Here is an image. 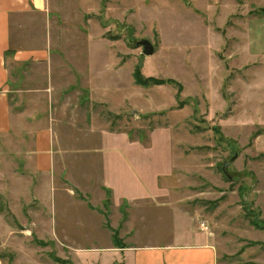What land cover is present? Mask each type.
<instances>
[{
  "label": "rangeland",
  "instance_id": "rangeland-1",
  "mask_svg": "<svg viewBox=\"0 0 264 264\" xmlns=\"http://www.w3.org/2000/svg\"><path fill=\"white\" fill-rule=\"evenodd\" d=\"M67 1L80 28L76 33L73 22L67 33L66 24H56L63 33L55 29L51 46L85 47L86 36L93 37L95 81L112 97L91 103L86 87L73 90L86 54L72 60L62 51L54 58L65 63L64 71L42 65V72H13L16 88L25 80L38 88L42 78V103H28L31 125L42 113V131L52 128L56 107L70 119L64 123L74 122L72 131L64 129L68 140L65 126L57 130L75 145L92 139L86 134L91 111L102 112L95 123L105 132L96 138L105 134L111 143H137L143 148L137 153L151 155L146 171L160 199L189 210L198 230L215 240L219 264H264V0ZM144 39L153 43L154 54L144 53ZM51 81L62 85L51 87ZM54 94L67 98L54 102ZM19 134L0 138L10 153L0 154V264H115L106 256L110 244L118 248L131 232L127 209L114 210L106 194L96 218L103 226L88 225L92 215L77 204L91 211L96 199L79 191L70 173L50 176L47 189L42 175L40 184L34 165H23L34 134ZM50 137L42 134V141ZM61 152L70 162L73 152Z\"/></svg>",
  "mask_w": 264,
  "mask_h": 264
},
{
  "label": "crops",
  "instance_id": "crops-1",
  "mask_svg": "<svg viewBox=\"0 0 264 264\" xmlns=\"http://www.w3.org/2000/svg\"><path fill=\"white\" fill-rule=\"evenodd\" d=\"M68 2L67 0H0V138H9L12 134L19 133L23 137H29L33 133L35 142L29 141L27 148L23 150L25 153L20 152L26 160L23 165L29 170L31 167L33 169L34 165L35 173L41 176L40 184H42V175L48 179L45 188L51 182L50 176L54 178L56 173L62 176L70 173V179L77 185V189L87 191V196L91 194V198L96 199L95 204H91L96 209L91 211L88 207L77 204L92 215L87 221L88 225L103 226L96 218L102 216L97 209L104 205L106 194L112 198L113 209L115 207L127 209V213H124L129 214L126 226L130 227L128 230L131 232L124 242L117 246L118 248L110 244L109 248L112 249L109 250H112V253L106 256L108 263L219 264L215 240L198 230L197 222L190 215L189 210L175 205L173 200L160 199L158 185L153 186L151 176L146 171V167L152 163L151 155L147 152L137 153V148H142L137 143H111L105 141V134L101 138H96L95 135L105 132L104 129H98L95 123L96 111H91L93 125L89 126V132L86 133L93 135L92 139L89 140L86 136L75 145L66 144L65 136L57 130L58 127L65 126L62 131L67 134L68 140L69 134L64 129L72 131L74 122L64 123L63 120L70 119L59 116L56 107L51 117L52 128L42 131V113L34 116V120H38L37 125H31L29 118L32 113H28L31 108L28 103L40 101L42 78L37 82L38 88H34L28 80H25L26 84L16 88L14 85L16 75L13 72L16 70L35 72L36 68L42 72V65L49 68V71H64L65 63L57 62L58 57L54 58V55L61 56L62 51H69L67 55H71L72 60L74 54L80 56L86 54L83 63L78 62L80 67L77 73L80 75V82L78 80V86H73V90L87 88L90 95L85 99L91 103L110 102L112 97L109 88L105 90L103 85L95 81L96 69L90 62L89 51L91 42L94 41L93 37L86 36L85 47L51 46L54 33H63L62 25L56 24H66L64 29L67 33L71 32L73 22L76 33L80 28V17L78 14L70 15L72 13L68 10ZM78 3L80 2L75 4L77 10H74V13H79ZM262 20L264 22V18ZM262 33L264 36L263 23ZM53 84L51 81V87L54 86ZM73 84L77 85V83ZM61 85V82H56L54 87ZM53 97L54 102L67 98L62 94ZM71 100L79 103L82 101L79 96H72ZM22 102L25 104L22 105ZM41 103L40 101L39 104ZM99 115L104 116L102 112L97 116ZM17 126H20V131H17ZM35 129L38 130L36 134L33 131ZM42 134L46 137H50L51 134L50 141L47 140V143L42 141ZM4 150L0 145V154L10 156L8 150ZM61 151L73 152L69 154L70 162ZM21 175L24 177L25 173ZM125 210L122 211L126 212Z\"/></svg>",
  "mask_w": 264,
  "mask_h": 264
},
{
  "label": "water",
  "instance_id": "water-1",
  "mask_svg": "<svg viewBox=\"0 0 264 264\" xmlns=\"http://www.w3.org/2000/svg\"><path fill=\"white\" fill-rule=\"evenodd\" d=\"M139 45L143 46V48H144L143 51L146 55L149 56V55L154 54L155 48H154V45L151 41L144 39V40H141L139 42Z\"/></svg>",
  "mask_w": 264,
  "mask_h": 264
},
{
  "label": "built area",
  "instance_id": "built-area-1",
  "mask_svg": "<svg viewBox=\"0 0 264 264\" xmlns=\"http://www.w3.org/2000/svg\"><path fill=\"white\" fill-rule=\"evenodd\" d=\"M200 225H201L202 229H208V226L204 220H200Z\"/></svg>",
  "mask_w": 264,
  "mask_h": 264
},
{
  "label": "trees",
  "instance_id": "trees-1",
  "mask_svg": "<svg viewBox=\"0 0 264 264\" xmlns=\"http://www.w3.org/2000/svg\"><path fill=\"white\" fill-rule=\"evenodd\" d=\"M137 78H138V82H141V79L139 77H137ZM262 226H264V220H262ZM259 227H261V226H259ZM261 228H263V227H261Z\"/></svg>",
  "mask_w": 264,
  "mask_h": 264
}]
</instances>
